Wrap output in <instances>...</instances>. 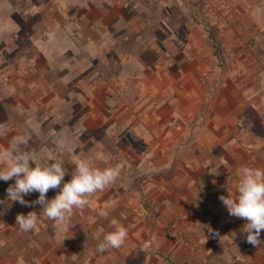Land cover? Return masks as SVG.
I'll return each instance as SVG.
<instances>
[{
  "label": "crops",
  "instance_id": "obj_1",
  "mask_svg": "<svg viewBox=\"0 0 264 264\" xmlns=\"http://www.w3.org/2000/svg\"><path fill=\"white\" fill-rule=\"evenodd\" d=\"M111 2L0 0V150L23 141L21 149L35 152L37 162H63L64 182L78 158L120 173L64 224L39 214V204L9 206L7 191H0V264H264V243H247L246 222L226 232L231 216L219 199L236 194L241 167L264 169V22L227 24L221 54L209 45L204 24L200 42L195 27L186 36L161 33L157 66L126 44L136 37L111 33L94 60L111 63L113 75L95 80L68 51H44L59 43L54 26L77 24L85 42L95 43L128 10L127 26L137 30L138 0ZM135 205L147 219L132 222ZM30 211L39 214L37 228L23 232L16 216ZM178 218L187 245L169 228ZM112 221L127 238L101 253L97 246L114 230Z\"/></svg>",
  "mask_w": 264,
  "mask_h": 264
},
{
  "label": "clouds",
  "instance_id": "obj_2",
  "mask_svg": "<svg viewBox=\"0 0 264 264\" xmlns=\"http://www.w3.org/2000/svg\"><path fill=\"white\" fill-rule=\"evenodd\" d=\"M22 142L14 139L7 148L0 150V180L15 181L6 190L8 204H39V214L55 223H68L74 210L86 207L90 197L115 183L120 175L116 167L100 169L94 161L78 158L74 161L71 179L64 182L67 170L63 162H37L38 155L33 151L22 150ZM238 175L236 194L228 192L227 196L221 195L219 199L227 208L229 216L247 221L242 228L247 234L246 241L253 247H259L264 243L260 240L261 231L264 230V169L244 166L238 170ZM56 189L59 191L55 197L47 199V193ZM33 192L39 193L38 198L32 202L26 201L24 197ZM39 214L34 211L27 215L17 214L16 225L23 232L34 231ZM111 226L114 230L108 232L97 246L101 253L119 249L127 238L124 226L118 225L116 221H112ZM209 231L212 232L210 227Z\"/></svg>",
  "mask_w": 264,
  "mask_h": 264
},
{
  "label": "trees",
  "instance_id": "obj_3",
  "mask_svg": "<svg viewBox=\"0 0 264 264\" xmlns=\"http://www.w3.org/2000/svg\"><path fill=\"white\" fill-rule=\"evenodd\" d=\"M179 1L182 2V4L184 3V5H182L183 7L179 5ZM206 1L207 0H138L139 3L135 7L133 20L134 22L140 21V29L138 28L136 30L131 25L127 26V23H131L130 20H127L128 16L130 17L133 15L127 10L123 15V22L121 25L117 28L112 27L111 33L118 36L128 35L130 37H136L137 39L135 38L133 41L128 40L126 44L132 42L130 46L135 47L134 49L137 52L142 53L140 59L151 62L152 65L157 66L158 52L160 51V46H162V42L159 38L161 33L172 36L177 31L186 36L192 27L199 28L198 25L204 24L202 26H204V30L208 33L209 45L215 49V54H221L222 46L219 40L221 28L217 26V24H211V21L204 16V14L206 15L207 13V8L204 7ZM163 15L167 16L166 20H163ZM159 22L167 23L160 26ZM121 45H123V43H116L114 48H121ZM92 62L86 74L89 75L91 79L95 80L100 76L111 77L113 75L111 63L104 66L105 68H101L97 60H92ZM98 69L99 72L94 77L95 71ZM104 72L106 74H104Z\"/></svg>",
  "mask_w": 264,
  "mask_h": 264
},
{
  "label": "rangeland",
  "instance_id": "obj_4",
  "mask_svg": "<svg viewBox=\"0 0 264 264\" xmlns=\"http://www.w3.org/2000/svg\"><path fill=\"white\" fill-rule=\"evenodd\" d=\"M109 2H111V0H109ZM98 6H97V9L99 11L101 9L100 3H98ZM109 6L111 8L115 6L114 1L111 2V5L109 4ZM204 7L207 8L206 10L207 13L206 15L204 14V16H206L213 25L217 24V26L221 28V32L219 33V37L221 38L224 37L225 29L228 28L227 24L229 25L230 28H232V25H231L232 22L233 23L235 22H264V0H207ZM74 15L75 14H73V16ZM34 21L35 19L30 20V22H25L23 27L24 28L27 27V24L31 22L33 23ZM119 21L122 22V18L119 19ZM53 28H54L53 34L55 36V40L59 41V43L52 44V46L50 45L43 46L44 51L47 48L49 49V51L53 50V52H55L56 49L62 48L64 49V51H68L70 55H73L72 58L77 59L75 61L76 65L80 64L85 67L91 66V64L93 63L92 60L100 56L99 54H101V51H100L101 47L99 46L100 45L105 46L106 44H110L108 43V41L105 42V40H109L110 36H112L111 31H110V26H107V31L101 33L102 34L101 39L98 41L95 40L96 41L95 43L92 41L85 42L84 37H83V30L79 28L77 24L72 23L71 25H67L64 28L62 26H54ZM235 29L236 28H234V32L236 33ZM198 31L199 32H196V33L197 34L199 33L198 41L200 42L201 39L205 35L202 33L200 28L198 29ZM197 34L195 35L197 36ZM180 43L184 45L183 41ZM250 45L252 44L247 43L246 45L247 50L251 49ZM104 50L106 49H103V51ZM92 56H94L95 58H93ZM86 58L88 59L86 60ZM103 66L105 65H102V66L100 65V67H103ZM131 67L132 69L138 68L137 65L134 64V62L131 63ZM62 75L66 79L69 77L66 74V68L62 72ZM80 76L81 75H78V78H80ZM207 76H208V79L205 81V83L208 82L211 78V74L209 75V71L207 72V75L204 76V78H206ZM53 102L58 103L55 100ZM4 184L5 186L3 188L0 186V191L4 192L7 190L9 181L4 182ZM133 208L135 209L132 212L133 214L132 222L137 223L139 222V220L141 221V220L147 219L144 212L141 211L140 207L135 205L133 206ZM138 212H142L143 214L142 217L138 215ZM190 213H192V210L190 211ZM182 220H183L182 218L173 220L171 224L169 225V228H171L174 234V237L177 240H179L180 242H182L181 240H185L187 242L183 232L180 230ZM173 224H177V227L174 228ZM225 225H226V232L230 234L233 231V229H235L238 226V221L236 222V224H231L229 223V220H228L226 221Z\"/></svg>",
  "mask_w": 264,
  "mask_h": 264
},
{
  "label": "built area",
  "instance_id": "obj_5",
  "mask_svg": "<svg viewBox=\"0 0 264 264\" xmlns=\"http://www.w3.org/2000/svg\"><path fill=\"white\" fill-rule=\"evenodd\" d=\"M207 79H208V76H207L206 78H204L203 81L205 82ZM0 186L3 188V187L5 186L4 182H2V183L0 184ZM138 215H139L140 217H142L143 214H142V212H138ZM238 220H242V219H238V218H236V217H232V216H231V218L229 219V223H231V224H236V222H237ZM242 221H243V222H247V221H245V220H242ZM173 227L176 228V227H177V224H173ZM181 241H182V244L187 245V242H186L185 240H181Z\"/></svg>",
  "mask_w": 264,
  "mask_h": 264
}]
</instances>
